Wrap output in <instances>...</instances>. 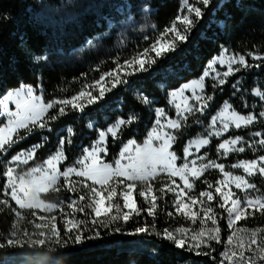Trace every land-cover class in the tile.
Wrapping results in <instances>:
<instances>
[{
  "label": "trees",
  "instance_id": "1",
  "mask_svg": "<svg viewBox=\"0 0 264 264\" xmlns=\"http://www.w3.org/2000/svg\"><path fill=\"white\" fill-rule=\"evenodd\" d=\"M118 4L131 5V22H119L126 17L124 12L117 15L115 9ZM145 5L151 9L147 15L142 11ZM199 7L203 16L190 27L187 40L175 41L178 45L176 51L157 58L149 71L127 75L131 81L129 85L120 84L108 91L103 100L86 107L83 114L74 112L69 106L66 116L49 123L52 131L37 127L29 134L21 130L20 134L26 138L14 144L7 154L0 153V200L8 201L7 204H0V264H217L227 238L234 229H264V214L259 212L229 229L227 214L216 207L214 201L213 207L219 214L218 225L214 227L220 228L222 242L211 241V248L202 245L200 249L193 247L192 251H188L187 244L196 243L189 238L183 249H176L171 242L154 233L129 234L137 226H151L153 223V217H149L145 211L148 205L138 195L139 185L134 195L141 209L140 216L133 215L128 224L109 222L104 217L100 218L101 222L93 224L94 217L86 216L75 207H68L73 199L80 205L88 203L87 199L79 201V196H87L88 190L78 186L76 192H70L61 179L57 185L59 191L51 189L41 195V199L56 204L65 210L71 220L81 223L74 230L67 231L59 219L58 239L33 243L25 239L34 226L28 224L32 211L19 209L4 188L7 182L4 173L12 156L38 145L35 158L22 168V172L41 165L54 154L59 138L66 134L68 127L73 128L74 136L69 138L73 143L65 145L68 158L62 163V169L74 164L81 157L82 148L89 146L92 138L97 136V131L87 127L90 123L105 128L119 117H127L132 113L139 117L130 128L122 131L119 142L109 138L110 155L105 156L106 162L111 163L118 158L123 143L135 140L142 144L151 130L156 108L166 109L169 116L174 118L168 93L186 82L198 79L207 64L223 49L233 55H244L249 64L260 67L242 68L227 77L223 86L215 89L212 85L216 81L206 80L205 94L213 95L214 100L205 115L197 113L190 116L176 133L178 139L173 150L181 157L178 162L183 163L182 149L188 140L206 134L211 116L216 114L224 101H230L234 109L242 114L258 112L260 102L250 95V90L253 86L264 89V60H253L249 53L264 56V0H210L209 6L200 4ZM181 12L182 0H0V97L23 84L38 90L46 103L53 99H70L93 85L102 75L124 66L126 61L144 57L145 50L149 51V58L155 57L151 51L152 45L168 34L173 25L176 26ZM109 16L115 17L111 26L107 22ZM97 37L99 39L95 47H84L88 39ZM46 51L49 53L48 62L34 64L33 56ZM133 67L139 68V64ZM127 71L131 72V67ZM125 74L122 69L121 75ZM236 81L241 82L240 91L233 94L235 90L232 85ZM137 92L149 97L152 104L144 106L135 98ZM253 103L256 104L255 108L251 107ZM197 118L201 123H196ZM2 125L3 121H0ZM256 130L264 131L259 120L248 128L230 131L232 136L240 135L244 140H250L254 138L251 132ZM42 137L47 139L43 140ZM226 138L228 134L220 138L212 137L211 143L201 154L206 153L217 163H223L225 170L233 174H243L241 169L231 168L233 163L264 154V149L257 146L255 151L246 149L244 153H231L228 157L219 155L217 144ZM205 179L214 184L217 179H221V174L216 170L205 173L201 181L197 182L194 194L207 190L202 182ZM248 179L264 191V179L259 176ZM166 182L163 179L154 181V191ZM156 194L160 195L158 191ZM174 199V195L168 193L157 200L156 232L162 234L165 229L175 231L178 227L189 229L186 235L193 234V230L199 231L195 224L175 213ZM119 203L122 207V200ZM90 211L85 208V212ZM17 212L21 214L20 218ZM105 222L108 223L107 227L104 226ZM17 223L20 227H28L17 233ZM117 227L122 231L116 232ZM77 235L82 237L79 243L75 242ZM258 236L264 239V232ZM198 250L210 251L211 255L197 256L195 253ZM257 264H264V261H257Z\"/></svg>",
  "mask_w": 264,
  "mask_h": 264
},
{
  "label": "snow or ice",
  "instance_id": "2",
  "mask_svg": "<svg viewBox=\"0 0 264 264\" xmlns=\"http://www.w3.org/2000/svg\"><path fill=\"white\" fill-rule=\"evenodd\" d=\"M205 7L209 6L210 0H200ZM182 7L187 9V14L177 17L180 24L184 25L183 31L179 30L175 25L172 26L170 32L174 34L175 40L184 42L189 35L190 27L203 16L200 7L190 4L189 0H183ZM130 4L116 5V12L125 13L126 19L119 21L124 24L126 21L131 22L133 16L130 12ZM145 15L149 14L151 9L148 5L142 8ZM192 14L195 20L191 19ZM115 17H107V22L111 26ZM97 38H90L86 41L84 47L93 48L96 46ZM178 45L174 42H156L152 45L151 51L155 52V57H150L148 50H145L143 58H134L126 61L124 66H118L116 69L102 75L98 81L90 86L91 89H99L98 95L93 94V90H82L77 95H73L70 99H53L45 102L44 98L37 94L32 86L21 85L13 91H9L0 97V117L6 118L3 126H0V153L7 154L9 149L25 136L20 134V130L31 133L33 129H48L50 122H57L68 114L67 109L71 106L74 112L83 114L86 107L95 103H99L106 96L108 91L116 88L120 84L129 85L131 81L127 79V75L134 74L137 71H149L152 64L157 58H163L168 52L176 51ZM253 60H264V56L249 53ZM49 53L46 51L39 55L33 56V63L48 62ZM139 64V68L133 67ZM224 66L227 64V71L221 74L216 72L212 77L216 84L212 85L213 89L217 86H223L226 78L234 72H239L242 68H259L260 65L249 64L244 55H228V50L223 49L217 57H214L208 64L203 74L198 79H193L179 86L177 89L168 93L169 103L175 107L174 118L170 117L166 109L156 108L154 110V122L151 130L147 132L146 139L142 144H138L135 140H129L123 143L118 158L113 162H106L103 157L110 155L109 138L119 142L121 133L125 128H130L132 123L138 121L139 117L132 113L127 117H119L115 121L109 123L105 128H98L97 125L88 124L87 127L97 131V136L92 138L89 146L83 147L81 157L74 164L61 168L64 161L67 160L65 151L66 144H72L73 140L69 139L74 136V130L71 127L66 129V134L59 138L58 146L54 150V154L50 155L43 164L33 167L23 175H16L15 167H7L4 175L7 182L4 185L5 190H11V200L20 209H38L42 212H52L57 208L56 204L46 203L41 199L40 194L46 193L49 189L59 191L58 182L63 179L64 187L70 192H76L78 186L88 190L87 196L80 195L79 201H89L80 205L75 199L68 204L69 208H76L80 212H84L86 216L94 217L92 223L101 222L100 218L104 217L109 222H122L128 224L133 215L140 216L141 209L138 207L134 193L139 185L138 195L148 204L145 209L149 217H153L151 226L141 225L135 227L129 234H156L160 235L165 241L171 242L176 249H183L186 241L189 240V229L178 227L175 231L165 229L163 233L156 232L155 214L157 208V200L172 193L175 197L173 207L176 214H182L187 220L193 224L197 222L198 216L201 228L194 231L190 239L196 243L187 244V250L192 251L193 247L200 249L201 246L211 248V241L221 243L220 228L211 227L205 229L203 227L208 220L212 225H218V213L213 207L223 210L227 214V225L229 229L241 220H245L250 215L259 212L264 214V191L258 187L257 183L251 181L250 177L264 179V154L253 159H241L231 165L232 169H241L243 174H233L231 171L225 170L223 163H217L211 159L206 153H200L201 149L211 143V138H220L228 134V138L223 139L217 144L216 151L219 155L228 157L231 153H244L246 147L256 150L257 146L264 149V131L256 130L251 132L254 139L251 142L245 141L242 136H232L231 129L240 130L254 125L258 120L261 126H264V89L261 86H253L250 95L260 102L258 112H248L242 114L235 110L233 104L226 100L219 107L215 115L211 116L208 123L206 134L203 137L190 139L187 145L182 149L183 163H178L181 159L180 155L173 150V145L177 142L176 133L188 122L190 116L197 113L200 116L205 115L206 109L210 107V103L214 100L213 95L205 94V79L212 76L208 69H213L214 65ZM239 65V68H234ZM131 67V72L127 69ZM126 73L121 75V71ZM240 81H236L232 87L236 91H240ZM110 84L111 87H107ZM39 87V85H38ZM191 90L190 97L185 96V92ZM199 90V91H197ZM182 100L176 103V98ZM135 98L143 103L144 106L152 104V100L146 95L137 92ZM191 101V102H190ZM14 105V110L10 108ZM247 107V105H246ZM251 107L255 108L253 103ZM50 110H52L50 112ZM196 123L201 121L197 118ZM46 140L47 137H42ZM246 145V147H245ZM38 145H33L29 150H21L18 154L11 157L8 161L9 165L27 164L35 158V152ZM195 149V153L192 149ZM195 157L189 159L190 157ZM210 169H216L222 175V179H217L215 183L203 180L207 190H200L198 195L192 194L196 188L198 181L204 177ZM80 178L72 180L71 178ZM166 180L158 189L154 191V181ZM90 182V183H89ZM235 189V190H234ZM159 192L157 196L156 192ZM238 193H242V196ZM260 193V194H257ZM217 197L219 198L217 200ZM122 200V207L119 201ZM150 200V203H149ZM7 200H0V204H7ZM198 207L199 211H194L193 207ZM85 208L90 212H85ZM115 212L113 213V210ZM127 209V211H123ZM251 210V211H250ZM20 217L19 212L16 213ZM172 215L171 212L168 213ZM53 221L55 217H52ZM69 224L78 227L80 221L69 220ZM15 226V225H14ZM107 227L108 223L105 222ZM55 229V227H54ZM116 232L122 229L117 227ZM56 232V230H55ZM264 232V229L247 228L234 229L232 234L228 236L224 250L220 253V259L217 264H257V261H264V239L259 238L258 234ZM240 233V235H237ZM97 236L99 233L96 234ZM82 237L77 235L75 242H81ZM11 244V241L8 242ZM251 253V255H246ZM197 256L211 255V252L196 251ZM7 264V262H6Z\"/></svg>",
  "mask_w": 264,
  "mask_h": 264
},
{
  "label": "rangeland",
  "instance_id": "3",
  "mask_svg": "<svg viewBox=\"0 0 264 264\" xmlns=\"http://www.w3.org/2000/svg\"><path fill=\"white\" fill-rule=\"evenodd\" d=\"M189 3L190 4H194L195 6H198L199 7V5L200 4H203L202 2H200V0H189ZM182 4H183V0H182ZM184 14H187V9L186 8H184V7H182V12H181V14L179 15V16H181V15H184ZM195 16H194V14H192V16H191V19H193ZM176 27L179 29V30H181V31H183V29H184V25H182V24H180L179 23V21L177 20V22H176ZM171 41H178V40H175V38H174V34H172L171 32H170V30L168 31V34H166L165 36H163L160 40H159V42H161V43H164V42H171ZM155 53V52H154ZM228 55H233L231 52H229L228 51ZM140 58H143V57H140ZM138 64V63H137ZM136 64V65H137ZM234 68H238V67H240L239 65H234L233 66ZM208 71L209 72H211L212 73V76H209L208 78H206L205 79V82H206V80H208V79H213L212 77L215 75V73L216 72H219L220 74H221V78H224L223 77V72H225V71H227V64H225L224 66H221V65H219V64H216V65H214V68L213 69H208ZM88 90H93V89H91L90 87H88L87 88ZM36 92H37V94H39V95H41V93L38 91V90H36V89H34ZM197 91H199V90H197ZM99 92V89L98 88H96V89H94L93 90V94L95 95V94H97ZM192 95V93H191V90H188V91H186L185 92V96H188V97H190ZM171 98L169 97V100H170ZM191 102V101H190ZM176 103H183L182 102V100L179 98V97H177L176 98ZM170 104V106L172 107V110L174 111V113H175V107H174V105L173 104H171V103H169ZM10 108H12L13 110H14V105H10ZM168 114V113H167ZM169 115V114H168ZM0 121H3V123H5L6 122V118H4V117H0ZM3 126V125H2ZM234 129V128H233ZM21 131V130H20ZM254 139H259V138H256V137H254L253 139H250V140H245V141H248V142H251L252 140H254ZM207 147V146H206ZM205 147V148H206ZM245 147H246V145H245ZM204 149V148H203ZM203 149H201V151L203 150ZM246 149H248L247 147H246ZM192 151L195 153V149L193 148L192 149ZM196 155H200L201 154V152L200 153H195ZM104 159H105V157H103ZM192 158H195L194 156L193 157H190L189 159H192ZM179 161V160H178ZM29 162H31V161H29ZM28 162V163H29ZM184 162V161H183ZM27 163V164H28ZM179 163V162H178ZM27 164H19V165H8V167L9 166H11V167H15L16 168V175H23L25 172H27V171H25V172H22V168L25 166V165H27ZM43 164V163H42ZM40 166V165H39ZM37 167V166H36ZM211 170H216V169H210L209 171H211ZM216 171H218V170H216ZM219 172V171H218ZM74 178H76V177H73V178H71L72 180L74 179ZM223 177H222V175H221V179H222ZM51 189H49V191H50ZM235 190V189H234ZM7 192H8V196H9V198L11 199V190L10 189H8L7 190ZM47 193V192H46ZM43 194H45V193H41L40 194V196L41 195H43ZM192 194H194V192L192 193ZM239 195H241L242 196V193H238ZM196 195V194H195ZM13 201V200H12ZM14 203H15V201H13ZM149 203H150V200H149ZM148 205V204H147ZM17 206V205H16ZM18 207V206H17ZM19 208V207H18ZM20 209V208H19ZM21 210H24V211H32V218L29 220V222H28V224H33L34 226L32 227V232H31V234L28 236V237H25V239H26V241H32L33 243H35L36 241H53V240H55V239H58V236H59V234H58V228H57V223H58V221L57 220H59L60 219V221H62L64 224H65V227H66V229H67V231H71V230H74L76 227H73L71 224H69L68 223V221L69 220H71V218H69V216H67V214H66V212H65V210L64 209H62V208H60V207H57L54 211H52V212H42V211H40V210H38V209H27V208H25V209H21ZM193 210L194 211H199V209H198V207H193ZM123 211H127V209H123ZM251 211V210H250ZM183 219H185L184 217H183V215L182 214H179ZM52 217H55V220L53 221V219H52ZM18 218H20V217H18ZM200 218H202V213H200V216H198V219H197V222L195 223V228H197V229H200L201 228V225H200V223H199V219ZM186 221H188V222H190V223H192L190 220H187V219H185ZM240 222V221H239ZM238 223V222H237ZM18 224L19 223H17L16 225H17V233H19V232H21V230L22 229H25V228H27L28 226L27 225H23L22 227H20V226H18ZM193 224V223H192ZM235 226V225H234ZM233 226V227H234ZM54 227H55V229H54ZM203 227H205V229H207V228H211V227H214V225H212L211 224V221L210 220H208L207 222H206V224L203 226ZM194 228V229H195ZM55 230H56V232H55ZM191 235L192 234H188V236H189V238L191 237ZM18 237H19V235H17L16 236V239H18ZM23 238V237H22ZM190 241V240H189ZM186 242H188V241H186Z\"/></svg>",
  "mask_w": 264,
  "mask_h": 264
}]
</instances>
